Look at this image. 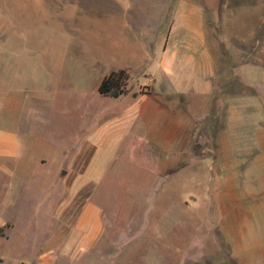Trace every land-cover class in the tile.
I'll return each instance as SVG.
<instances>
[{
    "label": "rangeland",
    "instance_id": "374dc122",
    "mask_svg": "<svg viewBox=\"0 0 264 264\" xmlns=\"http://www.w3.org/2000/svg\"><path fill=\"white\" fill-rule=\"evenodd\" d=\"M64 1L0 0V155L28 151L0 170V264H264V0H173L147 55L124 1ZM121 66L129 95H101ZM88 201L104 227L83 251Z\"/></svg>",
    "mask_w": 264,
    "mask_h": 264
},
{
    "label": "crops",
    "instance_id": "0c3cea01",
    "mask_svg": "<svg viewBox=\"0 0 264 264\" xmlns=\"http://www.w3.org/2000/svg\"><path fill=\"white\" fill-rule=\"evenodd\" d=\"M76 1L75 0H65L64 1L65 4L61 5V7L62 8H67V10L70 9L69 11L71 13H73L72 7H74L75 8V12L74 13H79V14H85L86 15L87 14L86 13V7H84V9H81V7H83L85 5H82L80 3L81 0H76ZM94 1L99 2L100 5L102 6V3L100 1L103 2V1H107V0H94ZM108 1H111V2L117 1L118 2L119 0H108ZM122 1H124L125 6L128 9L125 12L126 13V18L129 20L128 21V25H129L128 27H134V24H131V22L133 21L134 17L140 16L141 18L144 17L145 19H148L147 20V26L145 25L146 29H144V26H143L142 31L143 30H149V31H148V33L143 31L142 32V36L145 39L144 42H146L147 45H149V50L148 49L146 50V55L149 53V51L151 53H153V50L151 48V46H152L151 45V40H153V39H150V36H148L149 32H150V28L153 27V31L162 33V31L164 30V27H165L166 17L169 16L170 11L172 10L173 0H172V2H171V0H167L168 2L166 4L160 5L159 9L155 10V12H153L152 17H150L151 10L149 8L148 0H133L132 2H131V0H122ZM134 1H137V3H135ZM166 9H167V12H165ZM82 17H85V16H82ZM164 17H165V19H164ZM82 19H84V18H82ZM163 19H164V21H163ZM115 22L118 23V20L116 19V17L112 16L111 19H110V28L112 27L111 30L113 29V26H115ZM179 22H181V21H179ZM184 26H186V25H184ZM187 29L188 28H186L185 30L181 29L180 32H185ZM182 34L183 33H181V35ZM163 39H164V48H166L167 45H168V41L170 39V36H163ZM163 39H162V41H163ZM155 41H157L156 38H155ZM146 43H144L145 46H146ZM152 44H153V42H152ZM157 46H158V44H157ZM19 59H21V58H19ZM71 59H72L71 63L73 65H76V63H75L76 62V58L74 56H72ZM19 61H21V60H19ZM97 63L100 64V65L103 64L100 61H98ZM118 68H127L128 69L127 66H121V67H118ZM109 71L106 70V71H104L103 75H101L100 81L98 83V87H99L100 82L104 78V76H106L109 73ZM67 75H68V71H67ZM73 79H74V76L72 78V81L70 80V77L68 76V78H65V80H64L65 85L68 87V89H70L72 91L75 90V87L73 85ZM141 93H143V94L138 95L137 97H139V96L145 97L146 96L147 98H149V97H151L153 95L152 91L151 92L144 91V92H141ZM133 94H134V92L132 93L131 96L133 98H137ZM127 95H129V93ZM160 104L161 105H159V106L162 107V109H164L165 103L162 101ZM255 127H259V124L255 125ZM1 140H2L3 145H4L3 146L4 149H2V152H1L2 157L0 155L1 158H4V159L0 160L1 174L3 173L2 175L5 176L6 174H4V171L8 170L11 173L8 176H12V175H17L18 176V175H20L21 172L24 171V170L21 171L22 165H23V162H24L23 161L24 153L28 152V151H25L26 148L23 150V147L21 146L22 145L21 142L20 143H16V144H19V145H17V147L15 145V147L13 148L12 144L14 142H12L11 140L6 139V138H2ZM255 140H258V143L261 144L262 149H260V150H262V151H260L258 153V156H257V160H259L255 164V177H257V178L255 179L253 187H254V189H260V188H262L263 181H264V125H263V127H261L259 129L258 137ZM22 150H23V152H22ZM12 160H14V162L16 161L15 165H13ZM92 208H93V206L91 205L90 201L86 202L84 204L82 210H81V213L79 214V217H78L79 219H77V220H79L78 224H77V228L79 230H80V228L81 229H87L88 228L87 232H85V230L80 232V234L77 236V240L74 239V240H76L79 243V245L77 243L78 247H81V248H83L82 246L85 247V248H83V251H85L87 248H89L91 246L90 244H95L96 241H99V239L102 236V231H103V227H104L102 209H100L98 211L97 215L96 214L92 215L91 214ZM70 238H71V240H73L72 236ZM80 242H81V244H80ZM244 249H246V250L252 249L253 250V255H254V264H259L258 261H257L258 259H257L256 254H255L256 248L254 249V247L248 246V248H244Z\"/></svg>",
    "mask_w": 264,
    "mask_h": 264
},
{
    "label": "trees",
    "instance_id": "16d2710c",
    "mask_svg": "<svg viewBox=\"0 0 264 264\" xmlns=\"http://www.w3.org/2000/svg\"><path fill=\"white\" fill-rule=\"evenodd\" d=\"M211 2L214 12L218 11L219 0H209ZM215 2V3H214ZM130 73L127 68H116L109 71L104 76L99 84L98 91L101 95L106 97L119 98L129 93ZM134 96L138 92H134ZM18 264H30L26 261H21Z\"/></svg>",
    "mask_w": 264,
    "mask_h": 264
}]
</instances>
